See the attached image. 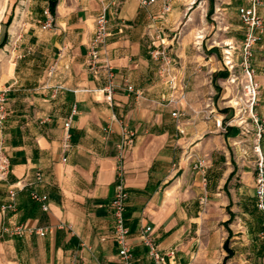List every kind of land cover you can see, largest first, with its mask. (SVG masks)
<instances>
[{"label":"crops","instance_id":"1","mask_svg":"<svg viewBox=\"0 0 264 264\" xmlns=\"http://www.w3.org/2000/svg\"><path fill=\"white\" fill-rule=\"evenodd\" d=\"M142 1L0 0V42H6L0 94L9 112L0 143L10 161L0 182V264H119L110 204L126 131L136 134L124 153L135 264H154L142 242L146 227L153 228L166 264L263 263L253 136L230 124L228 104L236 102L222 61L224 47L245 38L238 10L250 0H171L165 15V0L147 7ZM103 6L110 36L100 62L114 73L112 102L106 101V70L96 75L89 67ZM48 9L54 23L43 29ZM1 23L7 25L3 34ZM159 40L185 82L186 100L178 106L168 103L172 92L151 56ZM253 67L260 88L256 112L264 117V33ZM176 109L184 115L178 120ZM198 160L204 169L196 168ZM12 189L15 209L5 212ZM32 193L47 197L49 211ZM17 226L28 231L4 232ZM38 229L48 232L42 237Z\"/></svg>","mask_w":264,"mask_h":264},{"label":"built area","instance_id":"2","mask_svg":"<svg viewBox=\"0 0 264 264\" xmlns=\"http://www.w3.org/2000/svg\"><path fill=\"white\" fill-rule=\"evenodd\" d=\"M155 0H143L142 7H147L153 4ZM260 0H250V5L241 7L238 10L239 16L245 27V38L240 46L228 45L224 50V66L229 73L228 82L235 90L241 92L242 97L239 100V110H236L235 119L238 125L241 126L242 135L245 137L253 136L252 152L255 155V171H256V203L257 209L263 218V231L261 233L264 239V152L262 148V140L264 138V117H260L256 108L259 103L260 88L256 82V74L253 67L254 50L256 45L264 33V21L259 15L258 7ZM171 11V0H165L163 14H168ZM47 22L43 29H51L54 20L50 10L45 11ZM110 36V22L108 17V6H103L100 13L95 19L94 37L89 47V67L94 74H98L100 70H106L107 77L110 81L105 89L107 94L106 101L112 102L114 93V73L109 65L102 66L100 62L101 49L106 44ZM160 44L152 43L151 56L160 66V74L165 83L169 86L172 94L168 100L169 104L178 106L186 100V86L184 79L176 74L178 68L177 59L170 53V48L163 40H159ZM128 89L133 91V87ZM6 97L4 93L0 94V129L5 126L9 112L6 106ZM173 118L180 119L184 115L176 109L172 113ZM248 121L250 123H248ZM242 127V125H244ZM71 122L65 123V143L71 140ZM181 134L184 131L180 130ZM136 134L133 131H126L123 134L122 140L118 145V165L117 185L110 204L112 215L114 218L113 236L118 247L119 264H135L132 253V247L129 243V229L126 226V210L128 193L125 189V170H124V153L131 148L135 143ZM196 168L204 169L205 161L198 160ZM10 173V161L4 153L2 144L0 143V182L3 181ZM10 200L3 206V211L15 209V189L9 192ZM31 198L34 201L41 202L44 211H49V206L45 204L47 197L37 193H32ZM28 231L25 226H17L13 229L5 228L4 232L12 236H22ZM39 236H45L48 232L46 229H38L35 231ZM142 242L149 249V256L154 261V264H166V257L163 255L153 238V228L146 227L142 232ZM264 264V260L263 263Z\"/></svg>","mask_w":264,"mask_h":264},{"label":"rangeland","instance_id":"3","mask_svg":"<svg viewBox=\"0 0 264 264\" xmlns=\"http://www.w3.org/2000/svg\"><path fill=\"white\" fill-rule=\"evenodd\" d=\"M8 3V2H7ZM10 11V7H9V10H8V12ZM3 17V16H2ZM2 19V18H1ZM2 24V34L5 32V30H6V24H4V23H1ZM225 48V50H226V47H224ZM222 57H223V59H222V61H224V50L222 51ZM223 66H224V62H223ZM224 68H225V66H224ZM226 69V68H225ZM229 77V76H228ZM227 80H228V78H227ZM234 88V93H233V95L231 96V98L230 99H232V100H235V101H238L239 102V100H240V98L242 97V93L241 92H239V91H237V90H235V87H233ZM231 104H228V106L233 110V117H232V119H231V121H230V124H234V125H236L239 129H241V126H239L238 124V120L237 119H235L234 120V118H235V113H236V110L238 111L239 110V107L237 106V107H231L230 106ZM226 106H227V104H226ZM248 123H250L249 121H248ZM245 126V124L244 125H242V127H244ZM243 136V135H242ZM245 137V136H244ZM263 231V230H262ZM260 238L262 239V235H260ZM263 241H264V239H262Z\"/></svg>","mask_w":264,"mask_h":264},{"label":"trees","instance_id":"4","mask_svg":"<svg viewBox=\"0 0 264 264\" xmlns=\"http://www.w3.org/2000/svg\"><path fill=\"white\" fill-rule=\"evenodd\" d=\"M5 41L0 42V48H2L5 45ZM228 241L225 242L224 247H227ZM229 256H231V253H229Z\"/></svg>","mask_w":264,"mask_h":264},{"label":"bare ground","instance_id":"5","mask_svg":"<svg viewBox=\"0 0 264 264\" xmlns=\"http://www.w3.org/2000/svg\"><path fill=\"white\" fill-rule=\"evenodd\" d=\"M4 1H5V0H4ZM2 3H3V2H2ZM5 5H6V4H5ZM3 8H4V7H3ZM230 102H231V101H230ZM235 102H236V103H235L236 106H233V105H230V106H231V107H237V106L239 105V103H238V101H235ZM232 104H234L233 101H232Z\"/></svg>","mask_w":264,"mask_h":264}]
</instances>
